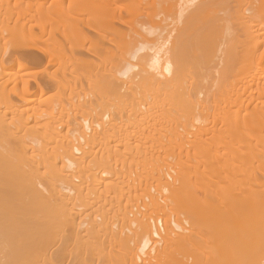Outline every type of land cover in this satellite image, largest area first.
<instances>
[{"label": "bare ground", "instance_id": "bare-ground-1", "mask_svg": "<svg viewBox=\"0 0 264 264\" xmlns=\"http://www.w3.org/2000/svg\"><path fill=\"white\" fill-rule=\"evenodd\" d=\"M0 264H264V0H0Z\"/></svg>", "mask_w": 264, "mask_h": 264}]
</instances>
